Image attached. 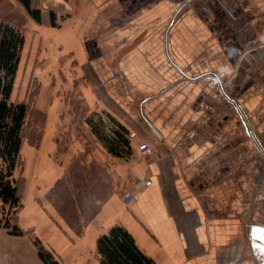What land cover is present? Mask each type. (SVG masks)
Returning <instances> with one entry per match:
<instances>
[{"label":"crops","instance_id":"1","mask_svg":"<svg viewBox=\"0 0 264 264\" xmlns=\"http://www.w3.org/2000/svg\"><path fill=\"white\" fill-rule=\"evenodd\" d=\"M30 5L41 11V22L27 14L23 27L37 36L43 58L82 67L89 84L78 81L75 89L105 105L93 122L104 128L95 129L100 147L122 159L109 150L112 124L136 154L124 192L105 199L81 234L52 203L24 193L18 225L25 234L0 229V264H45L36 241L60 264H102L97 240L115 226L127 230L155 264H264L258 247L264 238V0H30ZM209 10L223 21L220 30L199 14ZM141 34L145 41H139ZM206 34L229 36L226 45L214 42L224 62L218 53L211 60L218 68L194 75L188 67L203 63ZM190 35L197 36L195 57L186 42ZM141 57L152 75L134 78ZM223 65L231 73H221ZM47 93L51 101L40 110L47 121L38 145L45 160L35 166L42 186L54 180L48 157L59 146L54 128L46 126L60 128L69 115L73 123L62 133H71L77 116L62 104L59 88ZM201 101L208 105L205 112ZM141 140L154 147L153 155L141 156ZM60 156L58 181L76 157L69 151Z\"/></svg>","mask_w":264,"mask_h":264},{"label":"rangeland","instance_id":"2","mask_svg":"<svg viewBox=\"0 0 264 264\" xmlns=\"http://www.w3.org/2000/svg\"><path fill=\"white\" fill-rule=\"evenodd\" d=\"M202 6L200 5L199 9H202ZM199 14H204L203 17L206 18L208 22L214 23V30L221 29L220 26L223 21L217 20V16L212 10L211 12L209 10L208 12H200ZM1 18L17 25L20 28L21 24H26L28 15L18 0H0V19ZM21 29L23 30L24 37L27 39V41L20 54V66L16 77L13 99L28 101L30 107H33V109L42 110V108H46L51 101L47 96L49 95L47 91L51 92L52 90H58L59 88L62 94V104L64 103L65 107L67 109L69 108V110H76L77 116L75 120L76 130L71 132L72 134H75V138L71 137L70 130L62 133L65 128H69L70 123H73V121L69 123V115L66 121H64L63 117L60 128H58L56 124L54 126H46L50 127V129L54 128L55 138H57L59 146L55 147L57 152L54 153L53 151V153H51L48 157L50 163L53 165L51 171L55 170V172L53 171L55 175L54 180L49 184H44V186H42L39 183L40 180L38 178L40 174L35 173V166L38 161L43 163L45 158L42 157L41 147H37L31 143L36 144L38 142L36 137L42 135V131L47 120H44L41 114L36 116L35 113H31V115H29V117L26 119L25 134L27 136L24 138L22 143L19 166L14 174V177L16 179L21 178L24 180L22 185L25 198H27V195L29 194L28 192L32 191L33 194L31 195L35 196L37 199H40L41 196V200L43 203H45V205L48 204L47 206H49V202L52 203L56 212L61 218H63V216L57 209L54 200L61 206L63 204V207L67 209L68 203L66 204V202L68 201L65 202L64 194L66 192L68 193V191L72 192L73 198L77 202H75V208L78 206L79 209L78 220H80L77 222L79 226L77 225L76 228H79V231H81L85 227L89 216H91L92 213L101 206L103 200L109 198L113 194H121L124 192L126 183L130 178L129 171L131 159L132 156L136 154V151L132 150L128 145L125 148H118V152L116 154L122 156L121 159L112 156L108 152L104 151L102 147H100L98 144L100 142L96 138L98 137L97 135L99 132L97 130L99 129L98 127L96 128V126H94V123L97 121V118L94 114L98 112H104L105 105L100 100L96 101L84 97V91L82 92L75 89L76 87H74V83L78 81H85L87 79L82 67L79 65L64 67L63 63L61 62H56L54 59V61H51L48 60V58H43L45 52L41 48V44L39 45V42L36 40L37 36H33V34L27 31L26 29L28 28H24L22 26ZM201 36L204 42L203 49L201 50L204 56V61L200 64V66H196V68H191V66L188 67L190 70L192 69V74L194 75L201 72L202 69L209 70L215 67L218 68V66L213 61L212 62L214 64L211 63V60L217 56L218 53L220 57L219 63L221 65L223 64L225 58L222 54L223 52L221 50H215L214 42L220 43L221 46H223L226 45L227 38H229V36L225 34H206ZM189 37L190 38H188L186 42L190 43L189 45L191 46L192 56L195 57L193 46L196 45L195 39H197V36L190 35ZM145 38L146 35L141 34L138 39L141 42L145 41ZM191 38H193L192 44L190 41ZM142 53L144 54L145 51ZM140 64L142 66L139 67L140 70L138 72V76L134 78H147L149 74L152 75L150 73L151 71L148 70L149 72H147L146 69L148 68L146 66V61H144L142 57ZM219 70L225 75L231 73V67L226 65L221 66ZM175 78L179 77L177 76ZM236 78H240L238 86L236 87L237 93L239 95L243 89V76L238 75ZM86 81L89 84V81ZM194 99L200 100L198 96H194ZM104 102L106 104L108 103V108H110V101L104 98ZM202 102L203 101L200 103V107L203 108V112H205L208 108V105L203 104ZM84 122H87L89 125L92 122L93 127H88L86 125L87 123L84 124ZM116 122L119 123L120 121L116 120ZM95 129H97L96 132ZM61 137L63 139H61ZM73 144H76L75 148L77 149V153H74L70 150H73L74 147L71 146ZM68 151L70 152V155L72 154L76 157H72V162L67 166L65 172L63 173L61 179H65V183H63L62 186L60 185L58 191L56 193L54 192L53 194L52 190H54L56 187V182L58 181L56 179L60 174L59 162L57 160L58 158L62 157L60 155H66ZM139 153L144 157L141 152ZM31 155L34 156L32 163L29 161ZM43 170H46V168ZM46 191L50 192L44 198L43 195L46 193ZM35 199L33 202L36 205ZM24 208L25 200H22L21 205L15 211L6 206L5 209L1 211V213L3 214L4 219H9L11 220L12 224H14L16 219L13 220V216L17 217L18 220L19 218L23 220L25 212ZM70 228L72 227L70 226Z\"/></svg>","mask_w":264,"mask_h":264},{"label":"trees","instance_id":"3","mask_svg":"<svg viewBox=\"0 0 264 264\" xmlns=\"http://www.w3.org/2000/svg\"><path fill=\"white\" fill-rule=\"evenodd\" d=\"M18 1L23 5L29 16L36 22H41V11L32 8L30 0ZM22 26L24 25L21 24L19 28L9 21L0 19V229L5 228L9 234L17 236L25 234L18 225L17 217L13 216V220L16 219V222L12 224L11 220L3 218L1 211L6 206L15 211L23 200L24 190L22 184L24 180L21 178L16 179L14 174L19 166L23 140L27 136L25 134L26 119L31 113H35L36 116L41 114L42 118L46 120V115L42 111L30 107L28 101L13 99L16 77L20 66V54L25 45ZM108 125L109 150L117 153L118 148L127 146V139L120 128L116 130L114 125ZM97 127L99 130L104 129L101 128L100 123L97 124ZM36 138L38 142L31 144L38 147L42 135ZM64 180L61 179L56 183V187L52 190L53 194L58 191L60 185L62 186L65 183ZM64 199L65 202L68 201L66 202V204L68 203L67 209L63 207V204L61 206L53 200L69 226L78 234H81L83 229L79 231L80 229L76 228L77 222L80 220H78L79 209L78 206L75 208L76 201L72 192H66ZM99 208L89 216L86 224L95 217ZM36 245L39 247V256L45 264H60L39 241H36ZM97 251L101 256L102 264H155L136 246L131 234L119 226L111 228L107 234L98 238Z\"/></svg>","mask_w":264,"mask_h":264},{"label":"built area","instance_id":"4","mask_svg":"<svg viewBox=\"0 0 264 264\" xmlns=\"http://www.w3.org/2000/svg\"><path fill=\"white\" fill-rule=\"evenodd\" d=\"M138 150L145 156H151L154 154V147L146 141L141 140L137 142Z\"/></svg>","mask_w":264,"mask_h":264},{"label":"water","instance_id":"5","mask_svg":"<svg viewBox=\"0 0 264 264\" xmlns=\"http://www.w3.org/2000/svg\"><path fill=\"white\" fill-rule=\"evenodd\" d=\"M260 241H261V244H258V247L260 248L259 250L264 255V238H261Z\"/></svg>","mask_w":264,"mask_h":264}]
</instances>
